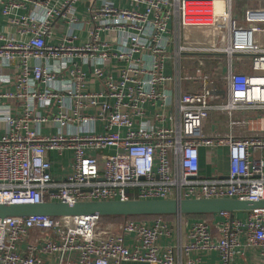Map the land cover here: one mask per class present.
Here are the masks:
<instances>
[{"label":"built area","instance_id":"1","mask_svg":"<svg viewBox=\"0 0 264 264\" xmlns=\"http://www.w3.org/2000/svg\"><path fill=\"white\" fill-rule=\"evenodd\" d=\"M197 197L264 200V0H0V203ZM238 212L0 217V264H264Z\"/></svg>","mask_w":264,"mask_h":264},{"label":"water","instance_id":"2","mask_svg":"<svg viewBox=\"0 0 264 264\" xmlns=\"http://www.w3.org/2000/svg\"><path fill=\"white\" fill-rule=\"evenodd\" d=\"M264 208V200H239L234 198H167V199H129L42 202V203H0V217L29 216L34 214L52 217L80 216H118L126 219L131 216L161 215H208L221 211L237 212Z\"/></svg>","mask_w":264,"mask_h":264},{"label":"crops","instance_id":"3","mask_svg":"<svg viewBox=\"0 0 264 264\" xmlns=\"http://www.w3.org/2000/svg\"><path fill=\"white\" fill-rule=\"evenodd\" d=\"M240 61L239 62H234L232 64V67L234 70L238 71V72H243V73H250L251 72V68L249 65V56L247 55H240L239 56ZM210 69L212 68V65H209ZM227 71V67L225 64H222L219 66V68L217 69L218 73H225ZM166 72H171V69L169 68V66L166 67ZM210 116H214L213 119L215 120L218 116L216 113H211ZM211 127V128H210ZM215 129L213 128L211 123H207V120L205 122L204 125V131L206 133H211L213 132ZM220 153L224 154V150L221 149ZM219 170H224L226 168V163H225V157L223 156V161H221L218 165H217ZM214 165H208L205 164L204 162V157L202 155V159H201V163H200V171L202 174H208L211 172L212 169H214ZM65 171L61 172L60 174H64Z\"/></svg>","mask_w":264,"mask_h":264},{"label":"trees","instance_id":"4","mask_svg":"<svg viewBox=\"0 0 264 264\" xmlns=\"http://www.w3.org/2000/svg\"><path fill=\"white\" fill-rule=\"evenodd\" d=\"M158 215L155 216H131L128 217V219H135V220H150L154 217H157ZM187 218H191V219H204V220H211L213 214H208V215H184ZM161 217H163L166 220H172L173 219V215H161ZM123 218L122 217H118V216H101L100 217V222L102 224H110L112 225V227H114L115 229L118 227V225L122 222Z\"/></svg>","mask_w":264,"mask_h":264},{"label":"rangeland","instance_id":"5","mask_svg":"<svg viewBox=\"0 0 264 264\" xmlns=\"http://www.w3.org/2000/svg\"><path fill=\"white\" fill-rule=\"evenodd\" d=\"M240 4H242V3H240ZM240 6L242 7L243 4L240 5ZM213 117H214V116H210V117L207 119V123H211V124L216 125V126L218 127L219 131H221V132H222V130L224 131V127L222 128V126H221V121H222L223 117H222L221 120H219V122H217V123H215ZM210 128H211V127H210ZM214 129H215V132L218 131L217 128L214 127ZM238 213H239V214H241V213L243 214V212H241V211L238 212Z\"/></svg>","mask_w":264,"mask_h":264}]
</instances>
